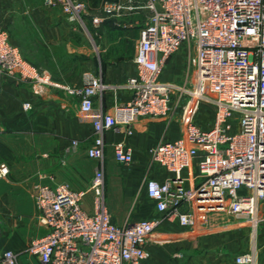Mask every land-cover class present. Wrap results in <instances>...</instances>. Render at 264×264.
<instances>
[{
  "label": "built area",
  "instance_id": "obj_1",
  "mask_svg": "<svg viewBox=\"0 0 264 264\" xmlns=\"http://www.w3.org/2000/svg\"><path fill=\"white\" fill-rule=\"evenodd\" d=\"M46 4L60 5L72 30L89 32L85 3ZM102 11L108 18L140 11L149 15L133 59L137 75L122 86L132 93L131 101L97 116L94 98L108 89L100 76L85 73L79 88L55 82L25 59L0 20V73L79 100L81 114L94 127L87 154L99 162L88 188L94 194L92 213L82 206L85 191L66 185L35 187L36 218L46 234L28 252L42 264H146L147 246L167 221L194 229L197 217L227 214L245 221L254 232L264 228V0H118L104 2ZM91 21L98 26L103 18ZM183 46L194 57L186 80L163 81L165 66ZM200 104L214 108L210 128L195 121ZM178 110L182 137L150 150L151 164L170 174L163 183L147 181L156 214L117 225L106 205V135L116 132L131 138L140 120L173 119ZM113 154L121 165L134 162L125 141L114 144ZM9 172L1 164L0 180ZM235 262L257 264L256 254H240ZM0 264H18L17 254L0 253Z\"/></svg>",
  "mask_w": 264,
  "mask_h": 264
},
{
  "label": "crops",
  "instance_id": "obj_2",
  "mask_svg": "<svg viewBox=\"0 0 264 264\" xmlns=\"http://www.w3.org/2000/svg\"><path fill=\"white\" fill-rule=\"evenodd\" d=\"M78 1L98 5L102 10L104 2L118 0ZM148 15L147 11H140L126 18H108L103 13V22L98 26L89 19L91 34L89 30H72L60 5H48L46 0H0L3 26L10 30V36L14 34L12 30L20 36H11V41L31 65L55 82L78 88L83 85L85 73L103 79L108 89L94 98L95 116L111 113L116 105L131 101L132 93L122 86L137 75L133 59ZM91 35L97 36L99 42H90ZM191 58L189 48L183 46L168 61L162 80L184 82ZM26 103L31 105L29 110L24 108ZM179 114L180 111L177 117ZM177 117L142 119L131 138L116 132L106 135V205L117 225L156 214L155 202L147 193V181L163 183L170 174L160 165L151 164L150 150L182 137L184 126ZM195 121L210 128L214 108L200 106ZM93 137V124L81 114L79 100L58 89L0 73V165L6 164L10 170L0 180V253L14 252L18 264H42L28 252L31 244L46 234L36 218L38 184L66 185L75 192L85 191L83 209L93 212L94 194L88 188L99 165L87 154ZM120 141L132 150L134 162L130 165H121L114 158L113 146ZM199 229V224L191 229L165 222L147 246L146 264H236L235 258L240 254L225 248V238L202 236ZM260 235L261 244L255 254L257 264H264V228ZM216 248L218 251H214Z\"/></svg>",
  "mask_w": 264,
  "mask_h": 264
},
{
  "label": "rangeland",
  "instance_id": "obj_3",
  "mask_svg": "<svg viewBox=\"0 0 264 264\" xmlns=\"http://www.w3.org/2000/svg\"><path fill=\"white\" fill-rule=\"evenodd\" d=\"M83 3H85L86 6L88 7V16H90V18L86 19V29L89 30L91 33L92 30H91L89 19L94 18V17L103 18V12L99 8L98 5H95V4L89 5L86 2H83ZM126 17L128 16H125L124 18ZM1 23H2V20H1ZM2 26H3V23H2ZM3 27L9 34L10 30L6 28L5 26ZM12 31L15 34L14 36V34L11 33L12 37H16V36L18 38L20 37L16 34L15 30H12ZM11 36L9 34L10 41H11ZM89 38H90V42L92 43L99 42L98 41L99 38L95 35L93 36L91 35ZM11 43L15 45L12 41ZM20 51L25 57L24 52L22 50ZM190 61L191 62H189V72L191 69V64L192 62H194V57L191 58ZM199 106H207V105L200 104ZM179 111H177V113ZM177 113L175 117H177ZM181 117H182V113L180 111V114L177 117L180 120V122H182ZM197 218H198L197 223L200 225V229H199L200 234L202 236H207L215 240H218L219 238L223 240L225 238V245H224L225 248L234 249V253L243 254V253H247L251 251H254V252H256V250L258 251V246H260L261 244V242L259 241V238L261 237L260 232L263 228L258 230V232H254L252 228L245 221L235 219L227 214H210V215L197 217ZM261 250L264 251V247H262ZM214 251H218V249L216 248Z\"/></svg>",
  "mask_w": 264,
  "mask_h": 264
},
{
  "label": "trees",
  "instance_id": "obj_4",
  "mask_svg": "<svg viewBox=\"0 0 264 264\" xmlns=\"http://www.w3.org/2000/svg\"><path fill=\"white\" fill-rule=\"evenodd\" d=\"M78 1V0H77Z\"/></svg>",
  "mask_w": 264,
  "mask_h": 264
}]
</instances>
